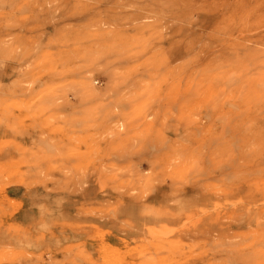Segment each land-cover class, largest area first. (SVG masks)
<instances>
[{
	"label": "rangeland",
	"instance_id": "rangeland-1",
	"mask_svg": "<svg viewBox=\"0 0 264 264\" xmlns=\"http://www.w3.org/2000/svg\"><path fill=\"white\" fill-rule=\"evenodd\" d=\"M0 264H264V0H0Z\"/></svg>",
	"mask_w": 264,
	"mask_h": 264
},
{
	"label": "bare ground",
	"instance_id": "bare-ground-1",
	"mask_svg": "<svg viewBox=\"0 0 264 264\" xmlns=\"http://www.w3.org/2000/svg\"><path fill=\"white\" fill-rule=\"evenodd\" d=\"M179 11H184V8L182 7V8H179L178 9ZM230 87H234L233 85H229ZM236 86V85H235ZM239 87L242 89V90H247L250 94H251V92H252V88L251 87H249V86H247L246 84L245 85H242V84H240L239 85ZM249 94V95H250Z\"/></svg>",
	"mask_w": 264,
	"mask_h": 264
}]
</instances>
